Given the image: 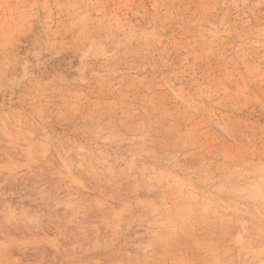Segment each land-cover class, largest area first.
<instances>
[{"label":"rangeland","instance_id":"obj_1","mask_svg":"<svg viewBox=\"0 0 264 264\" xmlns=\"http://www.w3.org/2000/svg\"><path fill=\"white\" fill-rule=\"evenodd\" d=\"M0 264H264V0H0Z\"/></svg>","mask_w":264,"mask_h":264}]
</instances>
